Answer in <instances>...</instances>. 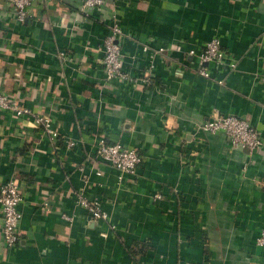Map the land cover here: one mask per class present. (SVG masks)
<instances>
[{
	"label": "crops",
	"instance_id": "0c3cea01",
	"mask_svg": "<svg viewBox=\"0 0 264 264\" xmlns=\"http://www.w3.org/2000/svg\"><path fill=\"white\" fill-rule=\"evenodd\" d=\"M82 4L35 0L18 23L0 0V90L58 132L0 110V186L23 194L13 247L0 212V264H264V0ZM114 13L124 69L148 82L106 78ZM213 37L226 57L201 66ZM216 114L248 120L262 147L199 128ZM101 138L137 149V174L100 160Z\"/></svg>",
	"mask_w": 264,
	"mask_h": 264
},
{
	"label": "built area",
	"instance_id": "2783aa9c",
	"mask_svg": "<svg viewBox=\"0 0 264 264\" xmlns=\"http://www.w3.org/2000/svg\"><path fill=\"white\" fill-rule=\"evenodd\" d=\"M107 3V0H83L81 10L101 6ZM9 13L15 16L18 23H24L34 14L35 0H8ZM8 13V14H9ZM87 13V12H86ZM110 30L104 39V56L102 64L107 79L116 78L121 81L129 82H148L151 74L146 72L141 77H135L132 73L124 69V52L122 50L119 38L124 34L123 28L114 13L111 17ZM190 54H194L191 51ZM199 64L213 63L221 65L226 57V52L218 37L208 40L203 50L198 54ZM194 54V55H195ZM153 67V65H152ZM200 72L210 77V72L201 67ZM0 110H9L17 117L34 118L35 122L47 127L51 134V139L55 140L58 132L51 127V120L47 116L35 114V112L22 105L15 98L10 97L4 91L0 90ZM200 129L210 132H223L228 135L233 145L246 147L251 153L257 151L263 145V140L259 131L245 118L234 114H216L208 119ZM96 156L103 162L119 169L122 172L135 175L142 162V155L133 148L122 144L121 142H109L105 138L98 141ZM159 196V195H158ZM79 202L86 207L88 212L97 219H106L107 214L100 207L89 202L82 195H78ZM23 200V194L20 188L18 178H10L0 186V212L2 214V239L7 247H13L18 243L19 231L23 219L20 203ZM259 245L264 247V228L257 238Z\"/></svg>",
	"mask_w": 264,
	"mask_h": 264
},
{
	"label": "trees",
	"instance_id": "16d2710c",
	"mask_svg": "<svg viewBox=\"0 0 264 264\" xmlns=\"http://www.w3.org/2000/svg\"><path fill=\"white\" fill-rule=\"evenodd\" d=\"M110 30V29H109ZM131 254H132V252H131Z\"/></svg>",
	"mask_w": 264,
	"mask_h": 264
}]
</instances>
